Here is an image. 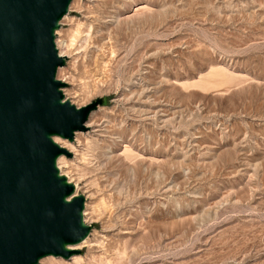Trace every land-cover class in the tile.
I'll return each instance as SVG.
<instances>
[{"label": "rangeland", "instance_id": "374dc122", "mask_svg": "<svg viewBox=\"0 0 264 264\" xmlns=\"http://www.w3.org/2000/svg\"><path fill=\"white\" fill-rule=\"evenodd\" d=\"M66 14L55 78L75 107L100 105L59 162L91 227L78 253L37 264H264V0Z\"/></svg>", "mask_w": 264, "mask_h": 264}, {"label": "water", "instance_id": "95a60500", "mask_svg": "<svg viewBox=\"0 0 264 264\" xmlns=\"http://www.w3.org/2000/svg\"><path fill=\"white\" fill-rule=\"evenodd\" d=\"M70 0H0V264H37L78 253L90 225L83 196L59 174L70 154L54 137L84 131L95 99L75 107L55 78L64 65L54 33Z\"/></svg>", "mask_w": 264, "mask_h": 264}, {"label": "bare ground", "instance_id": "6f19581e", "mask_svg": "<svg viewBox=\"0 0 264 264\" xmlns=\"http://www.w3.org/2000/svg\"><path fill=\"white\" fill-rule=\"evenodd\" d=\"M67 15V14H66ZM65 16H63L62 17V19L64 18ZM61 19V20H62ZM56 47V46H55ZM58 53V52H57ZM59 55V54H58ZM60 56V55H59ZM62 57V56H61ZM63 95V94H62ZM71 104V103H70ZM88 121V120H87ZM87 121L85 122V124H84V130L85 129H87V128H90L91 127V125H89V124H86L87 123ZM91 130V129H90ZM77 133V134H76ZM77 135H78V132H75L74 134H73V137H72V141H74V140H76L77 139ZM61 140H64V139H60V138H58V137H54L53 138V141L60 147V148H62V149H66V147H65V145H70L69 143H67V141H63V142H61ZM71 141V142H72ZM70 142V143H71ZM72 145V144H71ZM66 152L68 151V150H65ZM69 153V152H68ZM60 157L61 156H59L58 158H57V160H56V167H57V169H58V171H59V174L60 175H62V176H64L63 174H62V172H61V170H60V162H59V159H60ZM65 178H66V181H68V182H70L69 181V179H67V176L65 175L64 176ZM71 183V182H70ZM76 187H77V185H75V184H73V188H74V194H77L76 193ZM86 192H87V189H86ZM89 192V191H88ZM90 196L92 197V195L90 194ZM84 198V197H83ZM92 201V200H91ZM87 204L88 203H86V202H84V200H83V209H82V220H83V222L85 221V218H84V216L85 215H87ZM92 211V210H91ZM87 238H84L81 242H79L78 244H76V245H72V246H68V248H71V249H78V247L81 245V244H84L85 243V240H86ZM73 256V255H72ZM71 256V257H72Z\"/></svg>", "mask_w": 264, "mask_h": 264}]
</instances>
